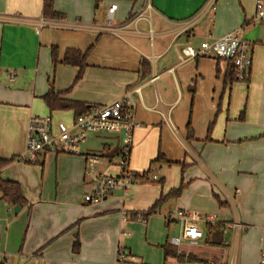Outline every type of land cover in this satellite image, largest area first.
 Instances as JSON below:
<instances>
[{"label": "crops", "instance_id": "crops-1", "mask_svg": "<svg viewBox=\"0 0 264 264\" xmlns=\"http://www.w3.org/2000/svg\"><path fill=\"white\" fill-rule=\"evenodd\" d=\"M210 1L54 0L59 16L45 17V0H0V157L12 160L1 175L20 183L28 202L15 213L0 192V263L165 264L163 247L180 229L167 218L186 210L216 215L224 233L219 245L207 239L205 249L184 245L180 252L214 264H264V34L255 32L264 22L244 31L254 44L253 66L240 82L230 63L186 60L182 53L188 43L198 47L251 24L253 17H240L225 1L216 0L212 11ZM112 4L117 8L109 30ZM52 47L60 62L67 49L93 47L76 84L78 69L54 67ZM48 93L89 108L129 94L142 123L130 167L149 178L98 205L84 201L90 190L85 156H100V171L118 175L121 133L90 134L78 154L18 161L32 116L53 119L57 113V122L75 121L73 110L55 111L45 103ZM89 139L92 146H85ZM160 153L164 160L152 165ZM181 184V196L158 212L123 220V210L146 214Z\"/></svg>", "mask_w": 264, "mask_h": 264}, {"label": "built area", "instance_id": "built-area-1", "mask_svg": "<svg viewBox=\"0 0 264 264\" xmlns=\"http://www.w3.org/2000/svg\"><path fill=\"white\" fill-rule=\"evenodd\" d=\"M216 0H211L212 11H216ZM150 7V6H149ZM117 8L112 4L108 10L107 29L114 30L112 23ZM264 22V0H258L256 12L250 23ZM248 25V24H247ZM244 26L243 29L248 26ZM232 32L217 40H205L198 47L188 43L182 49L186 60L196 58H214L230 63L233 67L234 77L240 82L250 78L253 66L254 44L241 37V32ZM39 32V29L36 30ZM16 76L10 75V82H14ZM142 126L137 120L135 104L132 97L127 94L122 99L105 106H91L87 112L75 118L69 126L63 122L54 124L51 116H32L29 119L27 129L26 152L18 158V161L27 164H37L39 158L47 153L78 154L80 146L90 134H117L121 133V144L117 155V166L120 173L116 176L105 175L100 171L103 159L97 155L85 156V180L90 187L84 196V201L91 205H98L106 201L116 191L127 193L137 182L142 173L133 171L130 167L134 135ZM156 169V167L154 168ZM154 180L158 178L153 176ZM123 220L128 221L133 217L143 219V213H135L123 210ZM168 222H176L180 229L177 235L170 238L173 247L180 249L184 245L197 247L204 237L200 224L206 229L220 225L216 215H202L198 212L177 210L168 216ZM241 226V225H237ZM2 253L0 247V254ZM119 258H125L123 251H119ZM169 264H210L205 261L179 262L177 260Z\"/></svg>", "mask_w": 264, "mask_h": 264}, {"label": "trees", "instance_id": "trees-1", "mask_svg": "<svg viewBox=\"0 0 264 264\" xmlns=\"http://www.w3.org/2000/svg\"><path fill=\"white\" fill-rule=\"evenodd\" d=\"M44 15L45 17H52V16L58 17L59 16L58 13L54 11V0H45ZM92 49L93 47H91L90 49L84 52L78 49H67L64 54L62 62H60L58 48L52 47L51 56H52L54 67H57L58 64L60 63L67 65V66L76 67L78 69V74L74 81V84H76L83 76L84 70L87 67V60H88L89 55L91 54ZM61 94L62 93H59V94L48 93L46 96L43 97V99L45 103L52 110H55V111L73 110L76 115L75 117L81 114H84L85 112L88 111L89 106L84 105L77 101H70L68 99L62 98ZM187 130H188V137L192 139L194 137V133L191 128V123L188 124ZM163 160H164V157L160 153L157 156L156 160L152 163V165L160 161H163ZM10 162H12V160L3 159L0 157V192L3 194V199L9 202L12 206H14V208L16 206L24 208L28 204V202L24 196L23 189L20 183L15 182V181L5 180L2 178V175H1L2 170L8 164H10ZM148 175H149V172H144L143 176L140 177L139 181L147 180V178H149ZM184 189H185V185L181 184L179 188L171 191L168 195L163 196L160 200H158L155 203V205L146 214L145 213L143 214L144 216H143V219L141 220H145L147 216L158 212L160 208L162 207V205L169 199L180 197ZM131 219L137 220L136 217H133ZM208 232H209V237L212 238V239L209 238L208 240H211L212 245H216V244L219 245L222 243V236L224 233V227L222 225H217L214 228L210 227L208 228ZM79 246H80L79 241L77 240L75 244L76 251L79 249ZM163 249L165 252V259H166L165 264H169L170 262L175 261V260L180 261V262L181 261L182 262L183 261L194 262L199 259V257L195 254H192V253L186 254L185 252H178L175 249V247H173L172 245L168 243L164 245ZM199 261H203V260H199ZM0 264H4V263H0ZM210 264H214V263H210Z\"/></svg>", "mask_w": 264, "mask_h": 264}, {"label": "rangeland", "instance_id": "rangeland-1", "mask_svg": "<svg viewBox=\"0 0 264 264\" xmlns=\"http://www.w3.org/2000/svg\"><path fill=\"white\" fill-rule=\"evenodd\" d=\"M222 1H225L227 3L228 9H231L233 13H237L240 17H244L246 15L248 17V19H249V18H252V17L255 16L256 4H257L258 0H222ZM219 4H220V2L218 3V6H219ZM253 24L254 23H251V24L248 25L247 28L243 29V32L241 33L243 38L245 36L244 31L248 30L250 27H252ZM260 25L255 27V32L256 33L261 32V34H264V29H262V31H261V28H260L261 26ZM56 115H57V113H53V122H54V124L59 123V122L56 121ZM48 116H50V114H47V115H44V116H39V117H48ZM69 120H70V122H63V121L62 122L67 124V125H69V126H71L73 124V118H69ZM92 141H93V139H89V141L87 142V145H85V146H92V144H93ZM82 146H84V145H81L80 147H82ZM200 229H201V231L204 230V237H203V240L201 242V245L199 247H194L197 250H200V249H203V248L205 249V243H206L207 239H209V233L207 232L206 228L202 224H200ZM177 234H178V228H176L175 230L173 229L171 231L170 238L173 237L174 235H177ZM175 249L178 252H180V250H178L177 248H175ZM201 251H203V250H201ZM186 254H188V253H186ZM201 256H203V255H201ZM201 256L200 255L198 256L199 259L197 261L203 260V261H207V262L212 263V261L206 260L204 258H200ZM183 262H190V261H183Z\"/></svg>", "mask_w": 264, "mask_h": 264}, {"label": "water", "instance_id": "water-1", "mask_svg": "<svg viewBox=\"0 0 264 264\" xmlns=\"http://www.w3.org/2000/svg\"><path fill=\"white\" fill-rule=\"evenodd\" d=\"M14 211H15V213H19V212L21 211V207L16 206V207L14 208Z\"/></svg>", "mask_w": 264, "mask_h": 264}]
</instances>
